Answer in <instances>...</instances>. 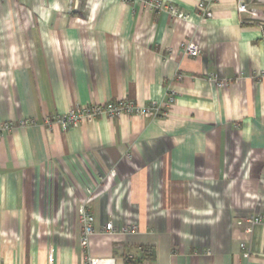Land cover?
Returning <instances> with one entry per match:
<instances>
[{
    "label": "crops",
    "instance_id": "0c3cea01",
    "mask_svg": "<svg viewBox=\"0 0 264 264\" xmlns=\"http://www.w3.org/2000/svg\"><path fill=\"white\" fill-rule=\"evenodd\" d=\"M162 1L0 0V264H264V0ZM124 99L164 106L55 121Z\"/></svg>",
    "mask_w": 264,
    "mask_h": 264
},
{
    "label": "built area",
    "instance_id": "2783aa9c",
    "mask_svg": "<svg viewBox=\"0 0 264 264\" xmlns=\"http://www.w3.org/2000/svg\"><path fill=\"white\" fill-rule=\"evenodd\" d=\"M151 9L154 10H165L170 13L176 19H188L189 15L186 14L179 7L174 5H166L162 0H144ZM237 11L241 15H246L248 21H262L263 14L262 11L251 5V0H236ZM198 10L204 19L212 17V11L209 9V6L206 2L201 1L198 4ZM183 52L190 56H197L200 53V49L197 44L194 42L188 41L183 45ZM177 79H182V74H177ZM175 99V94L170 90L167 94L165 105L168 106L173 103ZM163 104L151 102L148 105L140 106L137 105L132 100L124 99L119 101H110L101 104H87L83 106H75L69 110L68 113L58 116L55 118V121L58 122L64 129L78 126L82 121L88 120L93 121L101 116L116 117L121 114L127 115H139V116H155L162 112ZM30 121L24 120L21 121V125H26ZM48 123L51 122L50 119L47 120ZM12 129V123L10 122H0V137L6 132ZM82 222H83V232L81 235V245L87 248L89 243V237L94 231L93 215L87 211L85 208H82ZM249 223L256 224L264 221L263 216H251L247 219ZM242 223V222H239ZM106 229L108 231L113 229L111 222L106 224ZM243 246V245H242ZM53 257L50 258L52 262ZM87 264H114L113 259H102V258H92L88 257Z\"/></svg>",
    "mask_w": 264,
    "mask_h": 264
}]
</instances>
